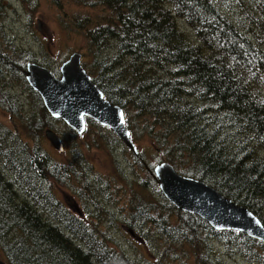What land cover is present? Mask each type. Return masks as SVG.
<instances>
[{
	"label": "trees",
	"instance_id": "trees-1",
	"mask_svg": "<svg viewBox=\"0 0 264 264\" xmlns=\"http://www.w3.org/2000/svg\"><path fill=\"white\" fill-rule=\"evenodd\" d=\"M95 1L90 7L110 11L117 5L119 11L88 34L87 46L95 59L92 80L106 99L124 109L132 136L136 134L137 140L140 130L150 137L160 134L163 142L155 145V153L162 154L163 162L182 176L204 181L263 220L264 0ZM87 22H77L79 30ZM18 62V67L10 62L8 72L21 80L35 106L27 112L11 105L23 128L17 125L13 132L0 125V253L5 264H128L104 244L90 251L89 235L92 242L100 239L75 216L57 217L58 165L19 134L21 126L25 138L36 136L41 144L54 119L25 80L26 64L33 63V57L23 52ZM48 64L39 65L58 77V68L52 70ZM128 81L129 85L138 81L136 90L126 86ZM132 110H137V118L149 120L135 123ZM93 124L87 120V130ZM168 144L172 155L164 158ZM137 158L147 165L141 154ZM180 158L188 166L193 162L200 166L186 170L179 165ZM148 182L159 192L153 178ZM143 208L128 220L135 222V229L152 222V213ZM181 216L202 227L209 238L238 234L251 241L249 247L261 243L239 232L215 231L195 215Z\"/></svg>",
	"mask_w": 264,
	"mask_h": 264
},
{
	"label": "rangeland",
	"instance_id": "rangeland-1",
	"mask_svg": "<svg viewBox=\"0 0 264 264\" xmlns=\"http://www.w3.org/2000/svg\"><path fill=\"white\" fill-rule=\"evenodd\" d=\"M97 2L0 0L1 126L13 132L17 125L23 128L21 117L12 110V104L19 105L27 112L35 106L21 80L8 72L9 63H19L23 52L31 54L35 64L48 62L47 66L52 70L58 68L73 52H79L83 54V68L92 79L96 78L92 68L95 59L87 46L88 34L96 25L105 26L107 21L112 20L114 10L119 11L117 5L110 11L97 6L90 7ZM83 19L88 22L79 30L77 22ZM94 21L98 22L92 24ZM179 27L194 40L184 24H179ZM131 82L132 85L128 81L126 86L134 91L138 81ZM126 98L134 99L130 96ZM38 111L43 112L40 105ZM136 114L137 110L131 111L135 123L149 120L148 117L137 118ZM21 126L19 134L28 145L34 149H44L52 162L58 165L57 173L54 171L57 183L54 192L59 206L57 217L61 220L75 216L99 237L100 242L95 243L88 232H84L92 240L88 241L90 251H98L99 245L104 244L108 250L123 255L121 258L128 264H264V246L261 243H253L249 247L251 241L238 234L219 239L209 238V233L202 227L181 216L187 213L165 204L160 190L157 192L152 188L148 182L152 178L146 172V167L148 165L150 169L163 162L162 154L158 156L155 153L156 146L163 142L160 134L150 137L140 130L137 140L136 134L132 136L139 155L147 161L146 165L140 163L110 129L97 123L83 135H77L62 121L54 120L53 126L49 128L63 140V153L58 152L43 134L41 144L36 136L25 138ZM166 146L168 152H164V158L172 155L171 144ZM183 160L186 159H178V163L186 170L196 171L200 166L197 162L188 166ZM142 207L145 213H152V222L135 229V222L129 223L128 220L136 217ZM191 219L196 221L195 218ZM261 221L264 223V219ZM0 261L6 263L1 253Z\"/></svg>",
	"mask_w": 264,
	"mask_h": 264
},
{
	"label": "water",
	"instance_id": "water-1",
	"mask_svg": "<svg viewBox=\"0 0 264 264\" xmlns=\"http://www.w3.org/2000/svg\"><path fill=\"white\" fill-rule=\"evenodd\" d=\"M40 24V23H38ZM82 55L73 52L60 66L59 78L35 63L26 65L25 79L41 98L49 116L61 120L79 134L85 118L109 128L136 157L139 151L131 140L124 111L104 98L83 68ZM45 137L58 152L63 143L50 129ZM146 172L155 180L164 198L176 209L199 217L215 231H236L264 243V225L259 218L204 181L182 176L169 162H161ZM0 264H4L0 261Z\"/></svg>",
	"mask_w": 264,
	"mask_h": 264
},
{
	"label": "flooded vegetation",
	"instance_id": "flooded-vegetation-1",
	"mask_svg": "<svg viewBox=\"0 0 264 264\" xmlns=\"http://www.w3.org/2000/svg\"><path fill=\"white\" fill-rule=\"evenodd\" d=\"M39 23V22H38ZM39 25V24H38ZM65 62V61H64ZM63 62V63H64ZM62 63V64H63ZM61 64V65H62ZM39 65V64H38ZM60 65V66H61ZM40 66H42V65H40ZM60 66L58 67V70H60ZM42 67H45V66H42ZM49 70V69H48ZM50 71V70H49ZM51 72V71H50ZM52 73V72H51ZM53 74V73H52ZM54 75V74H53ZM55 76V75H54ZM59 76H60V74H59ZM55 77H57V76H55ZM59 78V77H58ZM108 101H109V99H107ZM110 102V101H109ZM115 105V104H114ZM118 106V105H117ZM120 107V106H119ZM123 109V108H122ZM123 111H124V109H123ZM124 117H125V121H126V123H127V120H126V116H125V112H124ZM86 120H85V122L87 123V120H88V118H85ZM55 120V119H54ZM92 123H95L94 121H92ZM67 126V125H66ZM68 127V126H67ZM87 127V126H86ZM85 127V128H86ZM68 128H70V127H68ZM71 130H73V129H71ZM74 131V130H73ZM85 131H87L86 129L84 130V133H85ZM55 132V131H54ZM75 133H76V131H74ZM84 133H82V134H79V133H76L77 135H83ZM56 135L60 138V136L56 133ZM60 140H61V138H60ZM62 141V140H61ZM62 143H63V141H62ZM57 150V149H56ZM63 152H64V144H63ZM62 152V153H63ZM61 153V152H60Z\"/></svg>",
	"mask_w": 264,
	"mask_h": 264
},
{
	"label": "bare ground",
	"instance_id": "bare-ground-1",
	"mask_svg": "<svg viewBox=\"0 0 264 264\" xmlns=\"http://www.w3.org/2000/svg\"><path fill=\"white\" fill-rule=\"evenodd\" d=\"M182 29V28H181ZM83 55V54H82ZM103 57V56H102ZM84 58V57H83ZM45 68H47V67H45ZM47 69H49V68H47ZM53 73V72H52ZM90 75V74H89ZM91 76V75H90ZM100 89V88H99ZM103 93V92H102ZM103 96H104V98H106V96H105V94L103 93ZM133 103V102H132ZM86 120V119H85ZM86 130H87V127L85 128ZM86 132V131H85ZM77 133V132H76ZM84 133V132H83ZM62 140V139H61ZM63 141V140H62ZM141 142V141H140ZM238 238V237H237Z\"/></svg>",
	"mask_w": 264,
	"mask_h": 264
}]
</instances>
